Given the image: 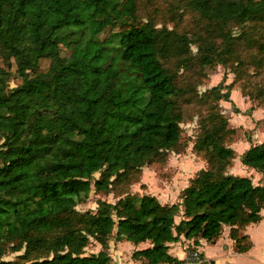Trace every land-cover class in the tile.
<instances>
[{
  "label": "trees",
  "instance_id": "16d2710c",
  "mask_svg": "<svg viewBox=\"0 0 264 264\" xmlns=\"http://www.w3.org/2000/svg\"><path fill=\"white\" fill-rule=\"evenodd\" d=\"M188 6L218 33L264 21V0ZM136 11V0H0V264H117L106 251L111 237L149 242L132 253L144 264H181L170 243L181 236L215 243L224 225L236 252L249 249L242 229L260 219L264 183L227 172L235 157L227 140L236 131L218 107L199 117L185 112V92L163 60L195 41L137 24ZM107 28L116 31L101 38ZM13 66L20 82L10 88ZM218 92L205 97L229 100V91ZM187 126L207 167L188 180L181 201L121 196L119 184L180 151ZM241 162L264 173V140ZM91 192L117 198L79 212ZM91 240L102 250L85 254ZM8 251L19 254L2 259Z\"/></svg>",
  "mask_w": 264,
  "mask_h": 264
},
{
  "label": "rangeland",
  "instance_id": "374dc122",
  "mask_svg": "<svg viewBox=\"0 0 264 264\" xmlns=\"http://www.w3.org/2000/svg\"><path fill=\"white\" fill-rule=\"evenodd\" d=\"M188 2L189 0H136L137 24L147 23L156 30L165 27L173 38L178 34L195 41L185 50L175 49L171 56L163 60L168 70L174 73L177 85L185 92L186 114L204 116L209 109L218 107L223 116L228 120L232 119L229 120V125L236 131L230 136L231 139L226 138L228 145L251 137L257 130L264 133V21L247 22L242 26L230 23L224 31L218 33L212 29L211 22L188 6ZM114 31L116 29L107 28L100 37L106 38ZM113 40L115 42V38ZM199 44L202 47H198ZM62 55H68L64 47ZM206 55L212 58L209 64L202 63V57ZM49 64L48 58L40 60V69L47 70ZM10 72L9 86L12 88L20 80L14 73V66ZM217 86H220L219 96L229 91V100L216 99L215 93L208 99L205 97L207 91ZM236 104L245 110H239ZM253 110L256 113L252 116ZM260 116L263 117L259 118ZM250 119L254 127L249 125ZM193 140L191 128L187 126L182 132L180 151L170 152L166 160L143 166L140 175L138 172L136 179L125 188L119 184L121 196L127 190L135 196L154 194L161 200H173L197 171L207 167L205 159L193 149ZM114 198L117 196L113 192H91L77 209L79 212L94 211L98 199L114 202ZM112 241L111 237L106 249L108 254ZM100 250L101 246L91 240L84 252L91 254ZM18 254L8 251L2 259L14 260Z\"/></svg>",
  "mask_w": 264,
  "mask_h": 264
},
{
  "label": "crops",
  "instance_id": "0c3cea01",
  "mask_svg": "<svg viewBox=\"0 0 264 264\" xmlns=\"http://www.w3.org/2000/svg\"><path fill=\"white\" fill-rule=\"evenodd\" d=\"M236 107L242 111L244 109L239 107L238 104H236ZM228 110H230V108H228ZM255 113L256 110H253L252 116L255 115ZM262 117L263 116H260L259 118ZM229 120L232 121L231 118ZM248 123L250 126L253 125L254 127L253 121L251 119ZM253 133L254 135L251 137H248L247 139H239L230 145L235 152V157L233 158L231 165L227 168V172L233 175L250 177L252 182L255 185H258L264 183V173L247 167L241 162L242 154L250 147L251 144H259L264 140V133L260 130L254 131ZM180 191H178L177 196L173 200H169L167 198L161 200L159 196L156 197L162 204H173L181 201L179 196ZM180 218V215L176 216L175 221L179 222ZM230 228L231 227L229 225H224L222 233L215 243H209L204 239H199L195 243L193 240L185 239L183 236H181L180 240L168 245V252L171 256L177 258L178 260H184L187 251L191 248H196L203 257L211 261V264H264V207L260 211V219L257 222L246 225L242 229V233L247 235L251 243L247 251L241 253L235 251L234 241L229 237ZM110 244H112V248L109 249V255L117 264H144L141 259L132 257V253L136 250L150 246L149 242L132 245L127 244V242L124 240H113ZM177 249L180 251L177 252ZM181 249L183 251H181ZM110 252H112L113 255Z\"/></svg>",
  "mask_w": 264,
  "mask_h": 264
},
{
  "label": "built area",
  "instance_id": "2783aa9c",
  "mask_svg": "<svg viewBox=\"0 0 264 264\" xmlns=\"http://www.w3.org/2000/svg\"><path fill=\"white\" fill-rule=\"evenodd\" d=\"M181 264H210V260L203 257L196 248H191L187 251L186 257Z\"/></svg>",
  "mask_w": 264,
  "mask_h": 264
}]
</instances>
